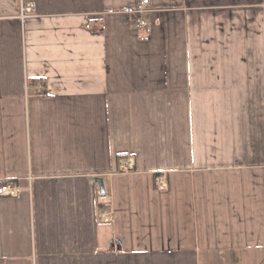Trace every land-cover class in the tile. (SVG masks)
Segmentation results:
<instances>
[{
    "label": "crops",
    "instance_id": "obj_1",
    "mask_svg": "<svg viewBox=\"0 0 264 264\" xmlns=\"http://www.w3.org/2000/svg\"><path fill=\"white\" fill-rule=\"evenodd\" d=\"M149 1L0 0V264H264V0Z\"/></svg>",
    "mask_w": 264,
    "mask_h": 264
},
{
    "label": "built area",
    "instance_id": "obj_2",
    "mask_svg": "<svg viewBox=\"0 0 264 264\" xmlns=\"http://www.w3.org/2000/svg\"><path fill=\"white\" fill-rule=\"evenodd\" d=\"M149 0H141L140 2V5L137 6V12H149L150 9H148V7H146L148 4H149ZM35 8V4L33 2H29V3H24L22 4L21 6V15L20 17L24 20L26 19L28 16L32 15L34 12ZM42 84L39 82L37 83V89H42ZM130 167V164L129 163H125L123 165V169L124 170H127L129 169ZM18 191V186L12 181V180H9V181H6L4 182L3 184L0 185V194L1 195H5V194H9V195H16ZM99 201L101 202H105V200L108 199V194L106 192H102V191H99ZM110 217H113V214L109 213Z\"/></svg>",
    "mask_w": 264,
    "mask_h": 264
},
{
    "label": "water",
    "instance_id": "obj_3",
    "mask_svg": "<svg viewBox=\"0 0 264 264\" xmlns=\"http://www.w3.org/2000/svg\"><path fill=\"white\" fill-rule=\"evenodd\" d=\"M96 180L98 181V183H99V185H100V190L102 191V192H104L105 190H104V184H103V180H102V178H96Z\"/></svg>",
    "mask_w": 264,
    "mask_h": 264
},
{
    "label": "trees",
    "instance_id": "obj_4",
    "mask_svg": "<svg viewBox=\"0 0 264 264\" xmlns=\"http://www.w3.org/2000/svg\"><path fill=\"white\" fill-rule=\"evenodd\" d=\"M124 157H125V156L122 155V154L118 155V158H119L120 160H122V158H124Z\"/></svg>",
    "mask_w": 264,
    "mask_h": 264
},
{
    "label": "rangeland",
    "instance_id": "obj_5",
    "mask_svg": "<svg viewBox=\"0 0 264 264\" xmlns=\"http://www.w3.org/2000/svg\"><path fill=\"white\" fill-rule=\"evenodd\" d=\"M127 170H129V169H127Z\"/></svg>",
    "mask_w": 264,
    "mask_h": 264
}]
</instances>
